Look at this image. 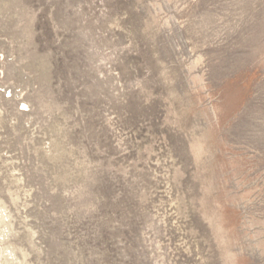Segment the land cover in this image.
Segmentation results:
<instances>
[{
	"label": "rangeland",
	"instance_id": "obj_1",
	"mask_svg": "<svg viewBox=\"0 0 264 264\" xmlns=\"http://www.w3.org/2000/svg\"><path fill=\"white\" fill-rule=\"evenodd\" d=\"M0 264H264V0H0Z\"/></svg>",
	"mask_w": 264,
	"mask_h": 264
}]
</instances>
